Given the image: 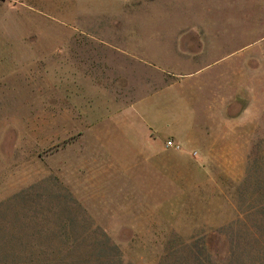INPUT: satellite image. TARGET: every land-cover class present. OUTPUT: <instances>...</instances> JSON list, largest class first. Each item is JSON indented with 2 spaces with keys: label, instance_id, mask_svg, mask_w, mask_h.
<instances>
[{
  "label": "rangeland",
  "instance_id": "obj_1",
  "mask_svg": "<svg viewBox=\"0 0 264 264\" xmlns=\"http://www.w3.org/2000/svg\"><path fill=\"white\" fill-rule=\"evenodd\" d=\"M205 29L218 61L188 69L237 80L238 126L193 87L188 130L226 138L167 148L130 111L160 84L138 58L166 83L171 35ZM0 227L89 264H264V0H0Z\"/></svg>",
  "mask_w": 264,
  "mask_h": 264
},
{
  "label": "crops",
  "instance_id": "obj_2",
  "mask_svg": "<svg viewBox=\"0 0 264 264\" xmlns=\"http://www.w3.org/2000/svg\"><path fill=\"white\" fill-rule=\"evenodd\" d=\"M220 32L222 31L205 29L173 33L171 35L173 37L172 41L173 43H178L179 47L177 45L172 47L174 57L171 60V64L174 72L171 73V78L173 79L167 78L168 82L166 83H164L165 74L170 73L165 68L167 63L161 62V65L154 66L153 64L143 63L138 58L140 64L160 76V84L156 83L157 85L152 89H148L145 94L140 93L136 97L135 102L131 103L130 111L132 116H136L145 124L146 139L152 137L158 144L163 139H169L179 145H183L182 142L185 143L187 138L195 137L194 139L197 141L190 147H202L205 146L202 143L204 140L214 142L226 138V130L206 131L202 126L201 131L203 133L200 136H194L195 133H192V130H188V125L192 121L187 119L185 121V117L195 115L197 109L195 108V112L187 110L190 103L184 99V93L197 86L199 87L198 94L197 96L194 95L195 98L192 100V105L194 107L208 106L207 109H210V111L206 115L210 116V125L219 124L226 127L229 119L232 122L231 125L238 126L237 80L229 79V81L226 73L222 74L221 70L218 72L215 70L209 77L204 75L200 77L196 75L197 71L193 72L188 69L192 61L196 62L205 58L206 49L209 52L214 50V52H210L212 64L218 61L216 52L217 48L220 47V41L215 36H219ZM120 51L124 52V50ZM179 52L182 53L179 54ZM176 55L181 61L180 65L175 60L177 59L175 58ZM212 64H207L204 68ZM202 113L200 111L199 115H202ZM181 117L184 118L179 120ZM210 146H213V144Z\"/></svg>",
  "mask_w": 264,
  "mask_h": 264
},
{
  "label": "trees",
  "instance_id": "obj_3",
  "mask_svg": "<svg viewBox=\"0 0 264 264\" xmlns=\"http://www.w3.org/2000/svg\"><path fill=\"white\" fill-rule=\"evenodd\" d=\"M4 234L6 231L0 227V264H89L73 255L81 244L63 241L54 248L48 243L16 240Z\"/></svg>",
  "mask_w": 264,
  "mask_h": 264
},
{
  "label": "built area",
  "instance_id": "obj_4",
  "mask_svg": "<svg viewBox=\"0 0 264 264\" xmlns=\"http://www.w3.org/2000/svg\"><path fill=\"white\" fill-rule=\"evenodd\" d=\"M166 147L167 148H171V149H175V150H178L179 147L175 144V142L173 140H167L166 143H165Z\"/></svg>",
  "mask_w": 264,
  "mask_h": 264
}]
</instances>
